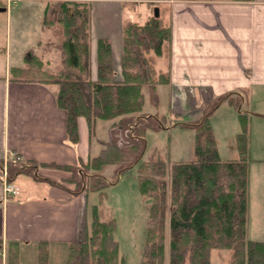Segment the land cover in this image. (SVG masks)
I'll return each mask as SVG.
<instances>
[{
  "label": "crops",
  "instance_id": "1",
  "mask_svg": "<svg viewBox=\"0 0 264 264\" xmlns=\"http://www.w3.org/2000/svg\"><path fill=\"white\" fill-rule=\"evenodd\" d=\"M52 1L0 0V264H9L13 251L18 253V264H39L43 246H48L51 260L58 248L67 249L69 243L91 234L93 205L102 218V201L91 200L95 194L99 198V191L77 189L72 171L63 166H77L98 155L103 148L100 141L109 139L110 129L120 117L98 118L91 137L88 121L80 115L78 139L73 141L67 130V110L57 101L59 85L45 77L27 76L35 70L44 74L64 68L62 33L56 49L52 47L57 44L53 27L60 23H44L45 9ZM75 1H89L91 7L92 80L98 76V40H110L116 80H121L124 26L145 23L155 16V7L159 8L155 17L170 27V37L161 55L153 50L149 55L156 74L168 73L169 82L156 85L159 104L150 111L153 115H164L160 106L165 101L172 106L168 95L163 100V85L170 87L171 96L180 92L188 101L192 99L197 109L226 94L242 99L248 92L264 94V0ZM5 27L8 31L14 27L18 36L14 48L11 39L2 36ZM30 50L41 60V67L25 60ZM13 53L17 62L11 66ZM13 68L23 71L13 72ZM146 100L145 95L143 113H147ZM245 117L248 156L252 155V160L247 158L246 234L248 239L264 240V132L261 127L254 131L253 118ZM14 160L28 167L13 174L20 192L6 198L3 169Z\"/></svg>",
  "mask_w": 264,
  "mask_h": 264
},
{
  "label": "trees",
  "instance_id": "2",
  "mask_svg": "<svg viewBox=\"0 0 264 264\" xmlns=\"http://www.w3.org/2000/svg\"><path fill=\"white\" fill-rule=\"evenodd\" d=\"M51 5L54 16L49 19ZM51 5L45 9L44 23L59 22L63 27L64 68L57 73H45V76L46 81L59 85L57 101L67 110L70 138L78 139L77 118L80 115L86 117L91 137L95 135L98 118L120 117L112 125L109 139L100 141L103 148L98 155L77 166H63L72 171L71 178L77 189L99 191L102 199L105 187L116 182L119 175L133 165H138V188L150 199L142 264H164L167 222L169 264H184L187 255L191 264H211V250L215 247L232 249L234 264H264V240L248 239L246 234L249 183L246 114L240 113L243 131L237 134V159L221 158L209 120L210 110L196 122H180L196 130V160L171 165L165 160H142L147 129L166 126L165 115L142 111L144 90H150V103L157 107L156 85L169 82L168 73L156 74L149 53L152 50L157 55L163 53L170 27L155 16L145 23L130 22L124 26L121 80H116L111 42L100 38L98 76L92 80L89 5L75 0H57ZM71 5L73 11L70 13ZM25 60L42 66L32 50L27 52ZM16 71L23 69L13 68V72ZM228 97V94L219 97L218 102ZM110 164H117L112 182L103 174ZM7 167L9 177L13 178L14 173L27 169L28 165L14 160ZM166 175L169 181L162 179ZM92 217L91 234L84 241L69 243L67 264H117L118 260L124 263L114 237L115 219L103 221L97 205L92 207ZM16 252H12L13 256L9 252V264H18ZM47 259L48 252L41 248L39 264L47 263Z\"/></svg>",
  "mask_w": 264,
  "mask_h": 264
},
{
  "label": "rangeland",
  "instance_id": "3",
  "mask_svg": "<svg viewBox=\"0 0 264 264\" xmlns=\"http://www.w3.org/2000/svg\"><path fill=\"white\" fill-rule=\"evenodd\" d=\"M56 1L57 0H53L51 4ZM84 2L89 5L91 10L89 1ZM72 7L73 6L71 5V11ZM53 11L54 6L51 5L48 14L49 19L54 16ZM52 24L54 25V23ZM54 26H58L56 29L53 27V32L55 31L53 33V38L57 43V39L60 38L59 34L62 33L61 36L63 35V28L60 24H55ZM13 28L14 27H10L8 31V28L5 27L2 34L4 40L8 37L11 39L12 48L15 47V39H18V36L14 34ZM56 45L58 46V43L52 47L54 48ZM4 46H6V44ZM54 49L50 51H55ZM11 59V66L16 65L15 63L17 60L14 53ZM19 61L20 62L18 63H21L22 60ZM27 76H41L46 78L45 73L40 74L37 70L29 72ZM162 87H164V89H162L163 100L165 101L164 97L166 98V95H168L167 97L169 101H171L172 106L170 108V104L166 105V101L160 106V109H164L161 112H163L167 118L165 127L159 129L149 128V130L146 131V148L143 153L142 160H165L169 163V165L180 161L196 160V130L194 128L184 127L180 125V122H196L210 110L209 120L212 126L213 135L216 140L220 156L224 160L239 158L237 134L243 131L240 113H245L246 116H251L253 118V122L251 121V123L254 131L261 127V130L264 132V121L260 120L261 116L264 115V94L261 95L259 93L248 92L244 99H239V97L237 98L235 95H230L228 98L220 100L219 102V98H213L209 102L204 103V106L201 108L198 107L197 109L195 108L192 99L188 101L187 97H184L180 92H175L174 96L173 94L171 96L169 92L170 87L166 85H163ZM144 92L147 98L146 112L150 113V111L154 109L149 99L150 90L145 89ZM213 106L214 108H212ZM250 111H258L260 113L253 115ZM176 112L180 113V115ZM92 115H95L94 111L92 112ZM161 115L162 114H160V116ZM100 134L103 135L101 130ZM250 155H247L248 160H252ZM115 166H117V164H110L103 170V174L106 176L109 175L108 180L111 182L115 177L113 175ZM162 179L169 181V175L162 177ZM8 180L13 181L11 177H8ZM91 200L97 202L99 201L98 203L102 201L101 219L103 221H108L111 218H114L116 221L114 237L119 243V257L124 258V263L118 260L117 264H142V253L146 242L147 227L149 222L150 199L149 197L143 195L138 188V165H133L125 173L119 175L116 182L105 187V195L102 199L100 195L99 198H97V194H95L94 199L91 198ZM249 237L255 236L249 234ZM42 249L44 252H48V246H43ZM55 251L59 253L55 254L53 252L51 260L48 253L47 263L45 264H67L69 254L68 247L67 249H65V247L58 248ZM61 252L64 253L61 254ZM211 252V264H234L232 261V249L215 247L212 248ZM66 254L67 258L65 259ZM11 256H13L12 252ZM169 256V226L167 222L164 264H169ZM184 264H191L189 255L185 258Z\"/></svg>",
  "mask_w": 264,
  "mask_h": 264
},
{
  "label": "built area",
  "instance_id": "4",
  "mask_svg": "<svg viewBox=\"0 0 264 264\" xmlns=\"http://www.w3.org/2000/svg\"><path fill=\"white\" fill-rule=\"evenodd\" d=\"M11 2L12 0H8ZM9 172L8 167L5 166L3 169V178H4V196L9 197L12 195H17L20 192V188L11 180H8Z\"/></svg>",
  "mask_w": 264,
  "mask_h": 264
},
{
  "label": "water",
  "instance_id": "5",
  "mask_svg": "<svg viewBox=\"0 0 264 264\" xmlns=\"http://www.w3.org/2000/svg\"><path fill=\"white\" fill-rule=\"evenodd\" d=\"M0 9H3V8H0ZM154 15L155 16H159V8L158 7H155V9H154Z\"/></svg>",
  "mask_w": 264,
  "mask_h": 264
}]
</instances>
